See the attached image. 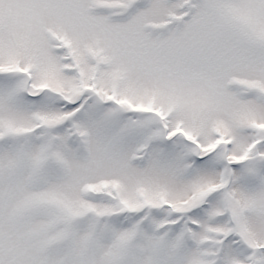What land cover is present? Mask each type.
<instances>
[{"label": "snow or ice", "instance_id": "1", "mask_svg": "<svg viewBox=\"0 0 264 264\" xmlns=\"http://www.w3.org/2000/svg\"><path fill=\"white\" fill-rule=\"evenodd\" d=\"M0 264H264V0H0Z\"/></svg>", "mask_w": 264, "mask_h": 264}]
</instances>
